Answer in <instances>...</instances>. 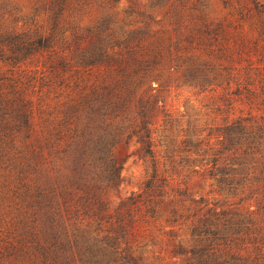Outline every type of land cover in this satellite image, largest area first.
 Segmentation results:
<instances>
[{"label":"trees","instance_id":"1","mask_svg":"<svg viewBox=\"0 0 264 264\" xmlns=\"http://www.w3.org/2000/svg\"><path fill=\"white\" fill-rule=\"evenodd\" d=\"M117 1L0 5V264H264V100L234 63L249 73L264 54V2L217 21L211 0H174L166 22L119 18ZM178 80L217 94L220 126L183 145L181 163L214 178L229 207L161 170L151 118ZM132 139L150 172L114 199ZM161 222L178 260L145 255L155 240L140 234Z\"/></svg>","mask_w":264,"mask_h":264},{"label":"rangeland","instance_id":"2","mask_svg":"<svg viewBox=\"0 0 264 264\" xmlns=\"http://www.w3.org/2000/svg\"><path fill=\"white\" fill-rule=\"evenodd\" d=\"M161 1L163 2L159 5ZM238 1L243 2V0H230L232 5L225 8L221 0H211V15L217 21L224 19L229 16L233 10L232 7L237 5ZM260 1L264 2V0ZM8 2L21 6L24 13L28 12L27 7L30 6L28 0H0V5ZM173 2L174 0H118L113 10L119 18L128 17L142 21L143 13L150 14L154 20L169 22L171 18L165 15V11ZM131 8L133 11L128 12ZM101 14L100 9L91 10L83 16L82 24L88 25ZM3 20L0 18V26L4 23ZM234 63L242 68L241 79L256 84L264 100V54L253 57V68L249 73L244 70L245 63L240 64L237 61ZM216 95L208 90L200 91L178 80L162 92L161 102L151 121L157 159L161 170H167L165 175L172 179V186L175 189H187L188 194L195 199L203 197L209 202H218L219 205L229 207L236 202V199L220 190L214 178L195 174L192 168L181 163V159L187 156L183 145H196L201 140L205 141L208 134L216 126H220L221 115L214 111L219 101ZM260 107L262 110L254 113L258 114L260 125L264 129V101ZM243 108L244 115H248L250 106L245 104ZM120 145L129 146L121 147L117 152L119 160L124 158L125 160L121 169L123 180L119 185L118 194L115 190L112 191L114 199L119 195L126 196L133 191H138L150 172V163L139 152L140 143L132 139L128 144ZM171 228L161 222L160 225L151 224L147 232L140 234L139 240L144 243H148L152 238L155 240L154 244L149 242L148 251L145 254L148 260H154L155 256H161L165 261L177 259L170 252L171 245L167 232Z\"/></svg>","mask_w":264,"mask_h":264}]
</instances>
